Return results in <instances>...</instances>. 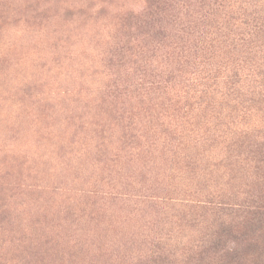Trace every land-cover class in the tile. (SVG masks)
I'll return each mask as SVG.
<instances>
[{
  "label": "rangeland",
  "instance_id": "374dc122",
  "mask_svg": "<svg viewBox=\"0 0 264 264\" xmlns=\"http://www.w3.org/2000/svg\"><path fill=\"white\" fill-rule=\"evenodd\" d=\"M146 1L0 0V264H153L157 248L164 264H185L218 221L188 200L235 195L209 134L177 147L141 124L137 145L110 113L105 89L115 73L124 80L112 58L127 47L122 20ZM173 1L183 3L169 23L184 24L195 0ZM254 2L234 0L224 14ZM167 62L157 70L173 72Z\"/></svg>",
  "mask_w": 264,
  "mask_h": 264
},
{
  "label": "trees",
  "instance_id": "16d2710c",
  "mask_svg": "<svg viewBox=\"0 0 264 264\" xmlns=\"http://www.w3.org/2000/svg\"><path fill=\"white\" fill-rule=\"evenodd\" d=\"M253 1L241 13L224 14L234 0H195L196 10L186 12L192 20L182 24L177 17L169 23L182 1L147 0L123 18L126 34L120 40L127 47L112 55L124 80L115 73L105 98L113 119L124 122V137L137 145L146 141L140 133L146 124V133L154 136L159 129L177 147L201 143L208 134L209 146L224 147L235 195L188 200L195 212L212 210L218 221L202 229L185 264H264V0ZM158 57H166L165 63H157ZM168 59L175 70L163 74L157 66ZM251 112L260 118L255 121ZM248 113L254 118L249 123ZM237 115L246 126L228 129ZM137 129L140 135H133ZM157 252L147 261L164 264L167 257Z\"/></svg>",
  "mask_w": 264,
  "mask_h": 264
}]
</instances>
